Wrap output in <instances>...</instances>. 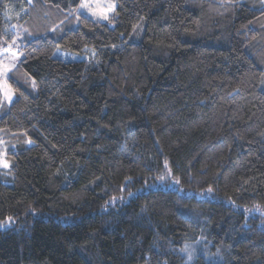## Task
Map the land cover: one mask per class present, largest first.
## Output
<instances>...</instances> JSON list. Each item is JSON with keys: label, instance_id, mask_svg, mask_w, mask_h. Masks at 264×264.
I'll return each mask as SVG.
<instances>
[{"label": "trees", "instance_id": "1", "mask_svg": "<svg viewBox=\"0 0 264 264\" xmlns=\"http://www.w3.org/2000/svg\"><path fill=\"white\" fill-rule=\"evenodd\" d=\"M81 2L0 0V264H264V0Z\"/></svg>", "mask_w": 264, "mask_h": 264}, {"label": "rangeland", "instance_id": "2", "mask_svg": "<svg viewBox=\"0 0 264 264\" xmlns=\"http://www.w3.org/2000/svg\"><path fill=\"white\" fill-rule=\"evenodd\" d=\"M87 2L89 3V8L81 9L79 6L77 13L82 14V15L88 17L89 19H92V20L98 21V22H106L107 21V20H104L101 18V12H106L109 5H115V7H116V0H87ZM93 12H96V15H93L92 14ZM111 13L112 12H107V15L109 16ZM109 25L112 26L111 23H109ZM6 36L10 37L11 34L9 33ZM13 40L9 41L8 43H4L5 45L3 47H1V49H0V67H2L3 65H7L12 70L17 66V64L19 63L20 58H21L20 54L18 53V50H17V40H15V44L12 43ZM6 48H8L9 51H7V52L4 51V49H6ZM13 52L17 53V55L13 56L12 55ZM259 60H260L259 61L260 64L257 62V65L260 66L264 70V51L260 54ZM10 72H8L5 76H0V96H1V102L5 106H9L16 97L14 92L12 91V93H11L12 99H11V102H9L7 100V98L3 95V93L7 91V88H5V85H7V87L10 88L9 83L7 81V78L9 77ZM27 91L31 95H34V93L36 92L35 87L33 86L32 83L29 85ZM11 178H12L11 175H10V177H8L7 175H1L0 176V182L7 184V185H11L12 184ZM170 186L176 187V183L173 182V183H171ZM16 226H17V219L16 218H7L4 221H0V232H4V231L9 230L11 228H15Z\"/></svg>", "mask_w": 264, "mask_h": 264}, {"label": "snow or ice", "instance_id": "3", "mask_svg": "<svg viewBox=\"0 0 264 264\" xmlns=\"http://www.w3.org/2000/svg\"><path fill=\"white\" fill-rule=\"evenodd\" d=\"M80 8L81 9H85V8H89V3L87 2V0H82V3L80 4ZM115 10V5H109L106 12H101V18L104 20H108L109 17L107 15V12H113ZM93 15H96V12L92 13ZM13 44H15V40L12 41ZM4 51H9L8 48L4 49ZM13 56H16L17 53L13 52L12 53ZM12 69L10 67H8L7 65H3L2 67H0V76H5L8 72H10ZM33 86L35 87V81H33ZM5 88H7V91L3 93V95L7 98V100L9 102H11L12 99V90L11 88H8L7 85H5ZM29 144L32 143L31 140L28 141ZM0 155H6L5 154H0ZM0 166L4 167V168H9L10 165L6 162V161H0ZM165 167H167V163H165ZM176 183H179V181L177 180ZM209 192H211L212 190L209 189Z\"/></svg>", "mask_w": 264, "mask_h": 264}]
</instances>
